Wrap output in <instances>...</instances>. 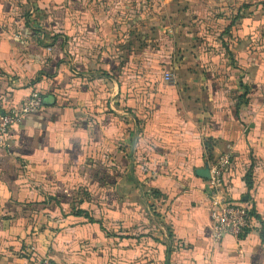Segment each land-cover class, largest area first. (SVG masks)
I'll use <instances>...</instances> for the list:
<instances>
[{
	"label": "crops",
	"instance_id": "1",
	"mask_svg": "<svg viewBox=\"0 0 264 264\" xmlns=\"http://www.w3.org/2000/svg\"><path fill=\"white\" fill-rule=\"evenodd\" d=\"M230 41V42H229ZM170 71L174 83L164 79ZM0 264H264V0H0ZM229 155L252 227L211 237Z\"/></svg>",
	"mask_w": 264,
	"mask_h": 264
},
{
	"label": "built area",
	"instance_id": "2",
	"mask_svg": "<svg viewBox=\"0 0 264 264\" xmlns=\"http://www.w3.org/2000/svg\"><path fill=\"white\" fill-rule=\"evenodd\" d=\"M164 79L168 83H174V77L170 71L164 73ZM42 105V97L37 91L30 95L18 106L10 110H4L0 103V145L6 143L12 127L24 116L36 112ZM229 155H220L209 166V178L207 187L210 195L211 215V237L214 241L220 239L224 233L238 236L244 229L252 227V220L249 218V208L244 203H235L226 200L222 192V175L228 169ZM30 254L32 264H58L47 255H38L33 247L25 248Z\"/></svg>",
	"mask_w": 264,
	"mask_h": 264
},
{
	"label": "water",
	"instance_id": "3",
	"mask_svg": "<svg viewBox=\"0 0 264 264\" xmlns=\"http://www.w3.org/2000/svg\"><path fill=\"white\" fill-rule=\"evenodd\" d=\"M196 174L202 178L208 179L209 178V166H208V164L205 163L203 167L198 168L196 170Z\"/></svg>",
	"mask_w": 264,
	"mask_h": 264
},
{
	"label": "trees",
	"instance_id": "4",
	"mask_svg": "<svg viewBox=\"0 0 264 264\" xmlns=\"http://www.w3.org/2000/svg\"><path fill=\"white\" fill-rule=\"evenodd\" d=\"M40 94V93H39ZM255 218L254 212L252 209L249 210V218L252 220V218Z\"/></svg>",
	"mask_w": 264,
	"mask_h": 264
},
{
	"label": "rangeland",
	"instance_id": "5",
	"mask_svg": "<svg viewBox=\"0 0 264 264\" xmlns=\"http://www.w3.org/2000/svg\"><path fill=\"white\" fill-rule=\"evenodd\" d=\"M230 42V41H229Z\"/></svg>",
	"mask_w": 264,
	"mask_h": 264
}]
</instances>
